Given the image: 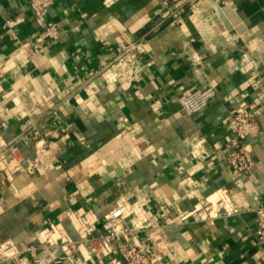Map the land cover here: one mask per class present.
Returning a JSON list of instances; mask_svg holds the SVG:
<instances>
[{"label":"crops","instance_id":"0c3cea01","mask_svg":"<svg viewBox=\"0 0 264 264\" xmlns=\"http://www.w3.org/2000/svg\"><path fill=\"white\" fill-rule=\"evenodd\" d=\"M49 22L57 39L28 56L22 45ZM206 84L214 99L188 116L180 96ZM242 108L260 129L253 167L233 183L227 120ZM9 143L8 264H105L116 244L82 242L72 216L92 214L98 237L116 204L152 264H264L253 218L264 205V0H55L42 15L0 0V148ZM219 199L230 216L187 217ZM60 237L77 243L68 256Z\"/></svg>","mask_w":264,"mask_h":264},{"label":"built area","instance_id":"2783aa9c","mask_svg":"<svg viewBox=\"0 0 264 264\" xmlns=\"http://www.w3.org/2000/svg\"><path fill=\"white\" fill-rule=\"evenodd\" d=\"M55 0H28L30 9L38 15L44 12L53 4ZM188 0H185L187 2ZM58 37V25L55 22L46 24L44 30L32 41L22 45L28 56H33L40 45L48 39L54 40ZM215 89L211 84H206L198 89L188 91L179 98L181 110L188 116L197 114L203 110L208 103L214 99ZM227 129L232 134V139L228 144L229 152L227 161L230 167V178L233 183L249 174L253 167V157L251 144L259 134V125L252 111L238 109L231 113L227 120ZM4 162L12 163L9 170H17L18 152L13 143H9L0 148V164ZM233 213L224 199H219L215 203L205 202L198 208H194L189 214L193 222L209 220L218 217H228ZM128 216V208L125 204H116L105 216L101 223L103 233L95 237L94 231L97 219L92 214L74 213L73 219L77 233L82 242L91 243L94 240L113 242L117 246V256L107 260L105 264H152L149 256L141 249L130 243L131 232L123 224ZM255 224L254 242L264 246V205H258L253 210ZM52 228L46 233L49 235ZM60 243L65 245L64 254L70 255L77 245L68 238H61ZM9 244L0 241V264H8L13 255H7Z\"/></svg>","mask_w":264,"mask_h":264},{"label":"water","instance_id":"95a60500","mask_svg":"<svg viewBox=\"0 0 264 264\" xmlns=\"http://www.w3.org/2000/svg\"><path fill=\"white\" fill-rule=\"evenodd\" d=\"M213 6H214V8H215V10L217 11V13L219 14V15H221V14H225V15H227V16H229L230 15V11H229V7H227V6H222V7H220V6H218L216 3H214L213 2ZM236 21V20H235Z\"/></svg>","mask_w":264,"mask_h":264}]
</instances>
